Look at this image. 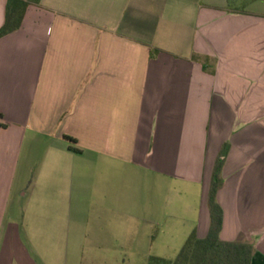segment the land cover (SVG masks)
Returning <instances> with one entry per match:
<instances>
[{
  "label": "crops",
  "instance_id": "0c3cea01",
  "mask_svg": "<svg viewBox=\"0 0 264 264\" xmlns=\"http://www.w3.org/2000/svg\"><path fill=\"white\" fill-rule=\"evenodd\" d=\"M236 5L30 4L0 38V264L205 237L226 143L221 237L264 264V0Z\"/></svg>",
  "mask_w": 264,
  "mask_h": 264
},
{
  "label": "trees",
  "instance_id": "16d2710c",
  "mask_svg": "<svg viewBox=\"0 0 264 264\" xmlns=\"http://www.w3.org/2000/svg\"><path fill=\"white\" fill-rule=\"evenodd\" d=\"M233 2V0H230ZM40 3V0H36ZM29 0H9L6 8V20L0 28V38L21 28L30 6ZM0 116H2L0 114ZM66 138L75 140L70 136ZM230 150L226 143L217 158L212 182L208 193L210 226L205 237L194 230L175 259L158 256L150 258V264H253L255 245L251 237L242 233L237 239L228 241L221 237L224 225V209L218 200V193L224 186L223 170Z\"/></svg>",
  "mask_w": 264,
  "mask_h": 264
},
{
  "label": "rangeland",
  "instance_id": "374dc122",
  "mask_svg": "<svg viewBox=\"0 0 264 264\" xmlns=\"http://www.w3.org/2000/svg\"><path fill=\"white\" fill-rule=\"evenodd\" d=\"M31 3L36 0H29ZM250 0H236L237 9H242L245 4ZM174 222H169L171 226ZM173 231V230H172ZM171 230L167 231L166 235H161L155 238L156 242L152 245L146 243H135L127 248H118V252L111 253H85L83 254L82 264H150V258L152 256L163 257L167 259H175L185 242L190 235H175ZM156 233V232H155ZM137 239V238H136ZM61 253L57 254V260L55 264H73V254ZM97 258H105L106 263L100 261H94Z\"/></svg>",
  "mask_w": 264,
  "mask_h": 264
}]
</instances>
